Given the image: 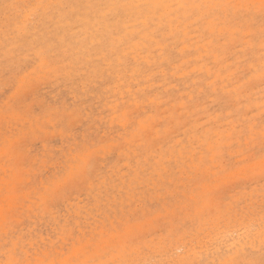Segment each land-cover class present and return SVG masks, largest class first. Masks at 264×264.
<instances>
[{
	"label": "snow or ice",
	"instance_id": "snow-or-ice-1",
	"mask_svg": "<svg viewBox=\"0 0 264 264\" xmlns=\"http://www.w3.org/2000/svg\"><path fill=\"white\" fill-rule=\"evenodd\" d=\"M4 7L16 10L14 15L6 11L4 18L6 37L14 41L21 40L37 22L54 20V10L68 7L94 9L105 21H116L121 44L139 45L150 39L160 45L161 37L198 36L206 47L197 60L207 67L208 87H201L200 95L188 97L183 106L202 104L203 111L217 115L198 125L199 143L185 144L191 153L190 167L178 180L165 178L161 183L153 174L148 179L150 191L135 208L129 205L126 218L97 223L90 229L65 225L49 244V238L42 239L29 223L32 216H51L77 187L94 184L99 179L94 173L103 171L100 156L127 148L125 138L116 135L122 131L117 125H123V130L137 125L128 101L117 97L109 113L112 126H105L103 138L85 134L83 140H74L75 111L50 109L33 123V108L24 96L27 85H21L0 116V264H264V0H101L82 5L6 3ZM136 54L135 48L126 52L121 63ZM167 62L175 64L176 59L169 55ZM224 63L229 84L219 74L213 79L216 65ZM44 71L52 75L61 69L47 64ZM257 88L260 95L254 100L251 91ZM148 95L137 94V104L147 103ZM57 130L66 141L60 149L35 150L34 143L37 148L39 142L47 145V133ZM50 167L55 173L45 178ZM216 172H240L235 188L242 194L225 195L224 188L211 180ZM257 189L258 214L246 202ZM205 225L210 228L206 247L212 259L177 258L180 249L170 251L169 240L206 231ZM157 234L162 240L156 255L162 252L167 259L151 258L152 248L143 243L149 236L155 240ZM257 238L259 259L255 258ZM71 256L87 258L64 259Z\"/></svg>",
	"mask_w": 264,
	"mask_h": 264
},
{
	"label": "rangeland",
	"instance_id": "rangeland-1",
	"mask_svg": "<svg viewBox=\"0 0 264 264\" xmlns=\"http://www.w3.org/2000/svg\"><path fill=\"white\" fill-rule=\"evenodd\" d=\"M41 2L82 5L99 3L101 0H0V116L6 102L17 97L21 85H27L24 96L33 108L32 122L36 123L50 109L75 111L74 140H83L85 134L103 138L105 126H112L109 113L113 111L117 97L121 101H128L129 111L137 125L129 130L117 125L122 131L116 135L125 138L127 148L123 153L100 156L99 167L103 171L94 173L99 175L94 184L77 187L71 199L60 201L57 211L51 216L46 217L42 213L32 216L29 223L34 231L41 234L42 239L49 238L51 244L65 225L90 229L97 223L126 218L131 212L129 205L135 208L143 201L145 192L150 191L148 179L153 174L161 183L165 182V178L175 177L178 180L184 169L190 167L191 153L185 144H191L193 140L199 143L198 125L215 119L217 114L203 111L202 104H189L191 111L183 106L188 97L200 95L201 87H208L207 67L197 60V57L205 54L206 47L198 36L189 34L187 39L183 36L161 37L163 43L160 45L150 39L139 45L132 41L121 44L116 21H105L94 9L68 7L54 10L51 13L54 20L44 19L34 24L21 40L8 39L4 18L6 11L8 15H14L16 10H6L4 5ZM133 48L137 54L130 56L128 62L121 63L124 54L130 53ZM161 50L164 55L160 54ZM188 50L192 55H185ZM169 55L176 59L175 64L167 62ZM162 63L164 67H161ZM47 64L61 69L60 73L47 75L44 71ZM136 64L142 67H134ZM217 74L224 84L231 83L225 79L229 75L226 63L216 65L213 79L217 78ZM146 93H151L146 96L147 103L141 101L137 104V94L145 96ZM185 93L184 101H178V97ZM251 95L254 100L258 99V88L253 89ZM208 102L212 103L211 98ZM47 138V145L39 142L37 148L34 143L36 151L45 147L49 151H56L66 143L59 130L48 132ZM178 141H182L180 147H174ZM54 173L55 169L50 167L45 178ZM240 179V172H216L211 176L213 184H220L229 197L234 193L242 194L235 188ZM180 187L184 185L180 184ZM248 195L251 197V192ZM156 199L159 200V196ZM246 202L258 214V189L255 197ZM205 228L206 231L194 232L186 237L180 234L169 240L170 251L179 248L177 258L196 261L202 257L212 259L206 247L211 238L210 228L207 225ZM161 240L157 234L155 240L149 236L143 242L152 248L153 259L168 258L162 252L156 255L161 251ZM254 247L257 250L255 258L259 259V238L254 241Z\"/></svg>",
	"mask_w": 264,
	"mask_h": 264
}]
</instances>
